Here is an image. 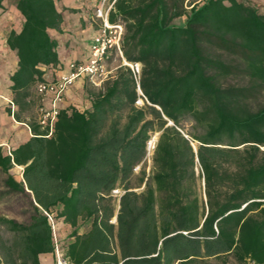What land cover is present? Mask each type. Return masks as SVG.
Here are the masks:
<instances>
[{
    "label": "trees",
    "instance_id": "trees-1",
    "mask_svg": "<svg viewBox=\"0 0 264 264\" xmlns=\"http://www.w3.org/2000/svg\"><path fill=\"white\" fill-rule=\"evenodd\" d=\"M10 1L25 19L7 39L19 60L14 117L33 137L13 158L0 149V170L7 193L28 197L31 213L25 222L0 215V264H41L43 255L57 264L56 245L70 264H264V152L247 146L264 145V106H251L264 92L260 6L114 0L109 21L133 22L123 55L143 63L142 74L121 65L101 89L85 84L90 108L61 110L50 136L39 124L38 86L60 64L50 31L61 30L63 16L56 0ZM181 16L185 25L173 26ZM235 78L248 82L229 83ZM140 90L150 101L143 107ZM200 101L211 128L185 133L178 122ZM155 134L151 171L135 187Z\"/></svg>",
    "mask_w": 264,
    "mask_h": 264
},
{
    "label": "crops",
    "instance_id": "crops-1",
    "mask_svg": "<svg viewBox=\"0 0 264 264\" xmlns=\"http://www.w3.org/2000/svg\"><path fill=\"white\" fill-rule=\"evenodd\" d=\"M94 2L95 0H56L57 10L63 16V23L61 30L59 32L56 30L50 31V36L57 42L58 55L61 51L63 58L59 56L60 64L58 68L46 70L44 79L47 82H54L63 76H67L70 73V63L73 61L83 62L81 60L82 55H88L89 45L98 28L93 17L95 16L93 15ZM24 21L25 19L19 12L16 2L6 0L0 8V142L10 144L13 151L33 137L27 124L16 121L7 102V100L13 101L10 77L18 68L19 62L16 52L9 48L7 39L12 32L19 33L21 31ZM85 37L89 38L87 48L86 46L85 48L82 47ZM79 103L83 104L81 110L77 107ZM42 106L43 109L50 108L49 97L43 98ZM90 106L91 104L85 93V79H79L69 87L60 104V110L76 108L84 111L89 109ZM1 151L4 156H7L4 149H1ZM10 174L17 182L23 180L22 167L15 166L10 170ZM6 179L7 175L0 170V187L7 192L8 189L4 186ZM64 234L66 236L67 233ZM53 260V257L49 255L40 256L41 264H53Z\"/></svg>",
    "mask_w": 264,
    "mask_h": 264
},
{
    "label": "rangeland",
    "instance_id": "rangeland-1",
    "mask_svg": "<svg viewBox=\"0 0 264 264\" xmlns=\"http://www.w3.org/2000/svg\"><path fill=\"white\" fill-rule=\"evenodd\" d=\"M251 1L253 4L257 3L260 6L261 10L260 12L264 14V0H249ZM109 4H111L112 1H108ZM100 3V0H95L94 4V20L97 24V31L101 25V20H99L98 18H96V11H97V7L98 4ZM120 25L123 26V34L121 37V42H120V47H121V52L119 50L116 51H111L108 55V57L106 59H104L103 61V76L97 77V79H95V81H91L89 79H85V84H87L90 88L94 89V90H99L101 89L103 82L106 81L110 76H112L116 69L121 66V65H126V66H130L131 68L133 67L134 70L136 71V73H138L139 77L142 74V69L144 67L143 63H130L123 55V46L125 47V49L127 51H130V45L125 44V38L127 37V29L130 26V23L133 22H118ZM186 23V17L185 16H181L177 19H175L172 23L173 26L176 27H183ZM97 33V32H96ZM126 36V37H125ZM79 39V38H78ZM85 41L84 43H82V47L87 48L88 43H89V38L85 37L84 38ZM79 45V44H77ZM90 46V45H89ZM205 47L207 48H211L210 52L213 53V48L211 45L209 44H205ZM90 49V47H89ZM89 49H88V55H82V59L83 61H86L88 56H89ZM138 51V50H137ZM135 53V52H134ZM139 55V52H136ZM60 58H63L62 52L60 51L59 53ZM209 75H213L214 72L213 71H208ZM95 82V84L93 83ZM248 82V79H240L237 80L235 79H231L229 81V83L232 84H240V85H245ZM139 93L141 94V96H143V99L139 100L138 102V106L139 107H143L145 105V103L150 104V101L144 96L143 92L140 90ZM83 104L79 103L77 104L78 109L81 110ZM255 110H257V108L264 106V92L261 93V95H258L256 98V103H253L251 105ZM207 109H209L208 104L205 102H201L197 105L196 108V112H189V113H184L180 120H179V127L180 129H182L185 133H193L194 131L198 132V133H205L206 131L210 130L211 128V122H210V116H205L207 115L206 111ZM169 124L174 125L173 121L168 119ZM158 137L159 134H155L153 135L151 141L148 144V152H147V157L146 159L143 161V163L136 168V177L133 180V185L135 187H138V177L140 176V173L142 170H146V173L149 174L151 171V167H152V157L154 154V149L156 147L157 141H158ZM196 145V144H195ZM248 147H258L260 148V150L262 152H264V145H257V144H249L247 145ZM1 184V183H0ZM1 186V185H0ZM143 188L140 189H136V191H141ZM118 197V196H115ZM31 213V207H30V199H28V197H24V196H20L14 193H7L5 190H2L0 187V215H4V216H8L10 218H14L19 222H25L29 215ZM67 234L69 233V230H67L66 232ZM66 234V235H67ZM198 264H235L233 261L224 263L222 261H218V260H208V261H203L200 262Z\"/></svg>",
    "mask_w": 264,
    "mask_h": 264
},
{
    "label": "built area",
    "instance_id": "built-area-1",
    "mask_svg": "<svg viewBox=\"0 0 264 264\" xmlns=\"http://www.w3.org/2000/svg\"><path fill=\"white\" fill-rule=\"evenodd\" d=\"M108 1L112 0H100L96 11V18L101 20V25L93 37L90 44L89 56L86 61L79 62L73 61L69 65V74L54 81L39 84L38 94L43 98L49 97L50 108L41 109L39 124L43 129L49 131L51 136L54 131V126L59 115L60 104L62 103L69 87L79 79H89L95 81L97 77L103 76V61L106 59L111 51L119 50L121 52L120 42L123 34V26L119 23L112 24L109 21L110 12L113 9L114 0L109 4ZM134 70V68L132 67ZM135 71V70H134ZM136 72V71H135ZM95 84V82H93ZM11 107L12 113L16 111L14 102L8 101ZM0 148L4 149L7 156L13 158V148L8 143L0 142ZM122 191L117 189L113 191L114 196H121ZM51 222L52 217L49 216ZM56 257L57 264H70L60 252L59 246L56 245Z\"/></svg>",
    "mask_w": 264,
    "mask_h": 264
},
{
    "label": "water",
    "instance_id": "water-1",
    "mask_svg": "<svg viewBox=\"0 0 264 264\" xmlns=\"http://www.w3.org/2000/svg\"><path fill=\"white\" fill-rule=\"evenodd\" d=\"M169 125H171V124H169ZM195 147V146H194ZM27 192H29V191H27ZM30 193V192H29Z\"/></svg>",
    "mask_w": 264,
    "mask_h": 264
}]
</instances>
